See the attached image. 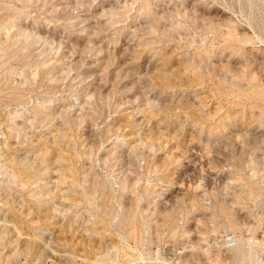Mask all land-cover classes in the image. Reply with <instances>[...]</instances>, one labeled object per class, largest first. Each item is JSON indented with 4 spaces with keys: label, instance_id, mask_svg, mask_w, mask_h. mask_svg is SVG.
Listing matches in <instances>:
<instances>
[{
    "label": "rangeland",
    "instance_id": "rangeland-1",
    "mask_svg": "<svg viewBox=\"0 0 264 264\" xmlns=\"http://www.w3.org/2000/svg\"><path fill=\"white\" fill-rule=\"evenodd\" d=\"M0 264H264V0H0Z\"/></svg>",
    "mask_w": 264,
    "mask_h": 264
}]
</instances>
